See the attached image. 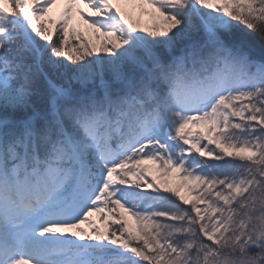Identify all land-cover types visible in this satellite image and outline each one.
<instances>
[{"label":"snow or ice","instance_id":"6c2138e0","mask_svg":"<svg viewBox=\"0 0 264 264\" xmlns=\"http://www.w3.org/2000/svg\"><path fill=\"white\" fill-rule=\"evenodd\" d=\"M62 2L0 0V264H264V0Z\"/></svg>","mask_w":264,"mask_h":264},{"label":"rangeland","instance_id":"374dc122","mask_svg":"<svg viewBox=\"0 0 264 264\" xmlns=\"http://www.w3.org/2000/svg\"><path fill=\"white\" fill-rule=\"evenodd\" d=\"M113 4H114V7L118 8V10H120V11H122V12H126V13H131L132 16H133L134 18H139V19H140V22H141L142 25H147L148 23H150V18H149V16H147V15H143V16H141V15H140V9H139V8H135V9H134V8L132 7V5L125 4V3H123V2L117 4V3L115 2V0H113ZM54 6H55V7L52 6L53 9L56 8V4H55ZM58 7H60V3L58 4ZM51 11H52V9H51ZM148 11H151V9H148ZM88 33H90V32H88ZM198 130H199V129H194V131H198ZM153 176H159V173L156 172L155 169H153L152 173H151L150 175L147 176V179H148L149 181H151V180L153 179ZM158 182H159V181H158ZM178 183H179V181H177V180H173V181H172V186H174L175 184H178ZM181 194H182V195H185L187 198L191 199V196L188 195L186 189L181 188ZM91 219L93 220L94 224H96L97 219H98L97 216H93V217H91ZM126 219H128L129 221H131V218L128 217V216L126 217ZM83 227L87 229V225H83Z\"/></svg>","mask_w":264,"mask_h":264}]
</instances>
